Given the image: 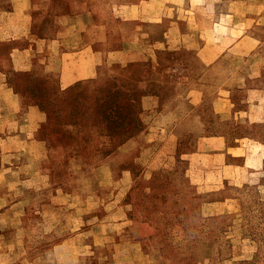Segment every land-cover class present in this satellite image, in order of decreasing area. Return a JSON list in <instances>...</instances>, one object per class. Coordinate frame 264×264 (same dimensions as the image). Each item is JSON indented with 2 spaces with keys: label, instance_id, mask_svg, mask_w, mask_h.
<instances>
[{
  "label": "rangeland",
  "instance_id": "1",
  "mask_svg": "<svg viewBox=\"0 0 264 264\" xmlns=\"http://www.w3.org/2000/svg\"><path fill=\"white\" fill-rule=\"evenodd\" d=\"M197 62L195 52L180 48L156 53L157 65L128 64L123 73L100 63L94 78L64 91L38 67L11 75L22 107L39 103L46 110L36 136L48 146L49 176L42 190L28 186L27 210L1 225L0 264H264V170L252 155L244 163L242 153L233 158L227 152V139L242 144L244 136H263L264 129L237 126L226 108L219 113L212 98L222 92L204 81ZM193 89L205 98L197 109L181 115L168 137L149 135L144 97H171L165 102L176 107L179 96ZM100 106L115 109L113 126L122 142L129 139L119 150V137L102 134ZM72 110L82 116L73 117ZM213 146L221 159L213 172L190 163L193 152L200 159ZM51 187L69 195L60 194L57 212H41ZM20 220L28 227H18ZM94 224L102 230L90 239L103 243L91 251L85 244L89 256L47 255L68 232L76 234L81 252L84 229Z\"/></svg>",
  "mask_w": 264,
  "mask_h": 264
},
{
  "label": "crops",
  "instance_id": "2",
  "mask_svg": "<svg viewBox=\"0 0 264 264\" xmlns=\"http://www.w3.org/2000/svg\"><path fill=\"white\" fill-rule=\"evenodd\" d=\"M180 48L196 53L204 81L221 90L212 98L219 113L226 108L237 126L264 129V0H0V227L11 214L21 216L27 210L32 188L42 190L49 176L48 146L36 136L44 113L34 105L22 107L11 85L13 73L31 74L38 67L63 91L94 78L100 63L115 74L118 71L112 69L123 73L128 64L157 65L156 53ZM199 92L193 89L179 96L176 107L165 102L171 97L145 96L149 135L166 133L168 137L182 121L181 115L197 109L205 99ZM252 135L244 136L242 144L238 138L231 142L226 138L227 152L231 150L233 158L242 153L244 163L252 155L264 170V135ZM149 148L151 144L142 151ZM209 149L200 159L193 152L190 163L213 172L221 159L214 152L218 147ZM50 190L48 204L41 202V212H57L60 194L69 195L57 187ZM22 222L18 227H28ZM96 230L100 232L102 225L84 229L87 241L81 242V252L76 251V234L68 232L52 243L47 255L55 259V253L63 254L68 260L76 253V258L81 256L78 259L89 256L85 244L91 251L103 243L100 237L90 239H95ZM133 242L138 244L131 237Z\"/></svg>",
  "mask_w": 264,
  "mask_h": 264
},
{
  "label": "trees",
  "instance_id": "3",
  "mask_svg": "<svg viewBox=\"0 0 264 264\" xmlns=\"http://www.w3.org/2000/svg\"><path fill=\"white\" fill-rule=\"evenodd\" d=\"M66 90V89H65ZM64 91V90H63ZM35 104V103H34ZM37 107L46 115V110L43 105L36 103ZM113 105V104H112ZM115 109H112L111 107L102 108L100 106V110H98V114L100 116L101 122H104V129H103V135L105 138L107 137H119L118 144L119 145L122 141V137H120V132L116 130V128L113 126V124L116 122L117 116L115 115ZM81 115V113H78V111L72 110L71 115ZM82 116V115H81ZM70 125L77 124L75 121L68 122ZM125 132V131H123Z\"/></svg>",
  "mask_w": 264,
  "mask_h": 264
}]
</instances>
